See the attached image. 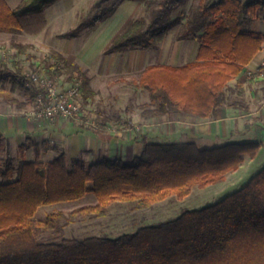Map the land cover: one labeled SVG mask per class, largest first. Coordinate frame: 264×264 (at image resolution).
I'll use <instances>...</instances> for the list:
<instances>
[{"label": "trees", "instance_id": "1", "mask_svg": "<svg viewBox=\"0 0 264 264\" xmlns=\"http://www.w3.org/2000/svg\"><path fill=\"white\" fill-rule=\"evenodd\" d=\"M58 1L21 0L11 8L0 0V33L23 29V19L41 15ZM186 3L146 1L147 16L130 18L105 52L156 48L180 23L172 15ZM263 14L264 0H198L190 4L176 39L199 37L196 57L181 65L151 64L142 69L137 85L149 100L139 105L141 116L176 112L212 116L223 86L260 50L264 35L245 29L244 24ZM99 21V16L90 19L91 24ZM76 36L75 29L59 35L64 39ZM12 46L18 54L31 47ZM50 56L56 73L65 75L68 82H79L82 116L90 120L79 124L97 131L115 130L97 119L101 116L98 110L95 116L85 113L83 104L96 93L82 67L68 62L57 50H51ZM24 72L18 62L0 67V80L8 81L13 90L28 93L24 103L9 99L17 107L35 101L38 94ZM135 127L138 125L122 130ZM142 141L141 152L130 159L102 156L88 162L74 157L68 164L63 150L45 141L40 144L56 155L43 162L39 142L27 137L17 148L20 159L15 165L8 142L0 134V150L6 153L0 165V264H264V165L245 184L218 200L181 209L172 217L165 216L170 214L168 209L165 215L160 214L164 219L141 224L133 231L116 236L64 234L75 216L103 217L112 202H134L135 207L145 209L167 198L183 200L193 186L205 188L221 182L226 173L239 167L244 156L254 158L260 148L258 141L213 147H200L194 141ZM27 143L34 147L32 160L24 158ZM88 192L94 194V204L67 213L56 211L43 220L33 218L42 204L77 200ZM41 232L44 239L38 236Z\"/></svg>", "mask_w": 264, "mask_h": 264}, {"label": "crops", "instance_id": "2", "mask_svg": "<svg viewBox=\"0 0 264 264\" xmlns=\"http://www.w3.org/2000/svg\"><path fill=\"white\" fill-rule=\"evenodd\" d=\"M120 21H123L122 15L117 19L112 17L108 21L100 20L95 23L98 27L94 39L84 45L81 42L77 43L75 52L69 53L73 62L78 63L86 72L89 84L96 93L95 96L102 91V88L107 89L105 82L113 75L108 63L114 54L126 57V64H121L125 65L127 73H138V75L142 69L151 64L181 65L196 57L200 38L178 40L171 30L156 48L106 53L105 49L111 39L122 29L116 31ZM184 21V18L180 20V26ZM244 28L264 35V19L260 21L256 18L246 23ZM59 49L61 53H68L66 43ZM262 59H264V40L260 50L252 59L223 86L220 104L212 116L201 118L190 113L176 112L168 114L170 118L160 120L162 122H159L160 124L136 123L139 127L138 131L142 132V138L148 142L194 141L200 147H213L227 142L258 141L260 143L254 158L244 156L239 167L226 173L221 182L205 187L212 188V194L202 200V203L210 199H218L225 191L228 193L238 188L242 179H249L264 165V67L259 68ZM258 71L261 75H258ZM248 72L252 73L250 78L247 76ZM2 83H8L13 94L5 97L0 91V134L3 140L8 142L10 152L16 150L27 137L40 143L45 141L47 144H56L63 150L66 158L82 157L88 162L102 156L130 159L142 150V138L135 135L134 130L113 131L104 128L97 131L89 128L88 125L60 116L36 117L31 114L36 106L35 102L32 101L21 107L10 103L11 98L23 103L28 99L18 98L16 95L19 94V90L11 89L8 81L0 80V84ZM97 117L99 121H109L105 114ZM51 152H54V155H51L52 159L56 152L53 150ZM3 154L6 155L5 151L0 150V156ZM196 203L199 202H193L191 205H199Z\"/></svg>", "mask_w": 264, "mask_h": 264}, {"label": "rangeland", "instance_id": "3", "mask_svg": "<svg viewBox=\"0 0 264 264\" xmlns=\"http://www.w3.org/2000/svg\"><path fill=\"white\" fill-rule=\"evenodd\" d=\"M5 1L9 7L14 8L21 0ZM146 1L149 0H60L46 8L41 15L23 19V29L13 33H0V67L3 65L12 67L13 62H18L22 66V70L27 71V73L31 71H42L50 74L52 77H56L61 82H65L66 76L56 73L50 66L53 61L50 56V51L57 50L61 52L59 48L66 43L68 53L62 54L67 58L68 62H73L72 55H69V53L75 52L77 43L81 42L84 45L94 39L98 24H91V18L99 16L101 21H108L112 17H116L117 19L119 15H122L123 21H120V25L116 29L117 31L130 18L139 15L147 16L145 12ZM197 1L187 0V3L172 15V18L175 21L183 19L187 7L190 4H195ZM258 19L262 21L263 15H259ZM72 29H75L77 33L76 38L64 39L59 37L60 34ZM179 29L180 23L173 26L171 29V32L173 31L174 33L173 36H176ZM12 43L29 44L31 47L27 48L23 54H18L17 50L12 46ZM111 57V61L108 64L113 75L105 82L107 89L102 88V91H99L97 96L94 95L92 98L90 97L86 100L83 104L85 113L87 114L88 112V115L95 116V111L97 112L98 110L100 114L107 115L109 119L108 123L116 131L126 127L132 128L134 125H137L136 123L156 122L158 124L159 122L162 123V120H166V117L170 118V115L148 118L141 116V108L139 105L147 102L149 99L147 93L137 85L138 73L126 72L125 65H122L126 64V57L123 58V55L118 56V54H114ZM8 85V83L0 84V91L5 97L13 95ZM18 90L19 94L16 96L27 100V91L22 89ZM89 128H92V126ZM127 131H130V129ZM134 131L135 135L142 138V132L140 130L136 131L134 129ZM27 145L28 148L25 150L24 157L27 156L26 159L32 160L35 155L34 147L31 143H27ZM38 149L39 159L43 162L51 160V155H54L51 149L45 148V146L43 148L40 142ZM9 154L13 158L14 164L17 165L20 159L18 149H13L12 152L9 151ZM5 156V154L0 156V165L3 164ZM66 159L69 164L70 159ZM247 180L242 179L240 186L245 184ZM226 192L222 196L227 194ZM210 194H212V188L193 186L190 194L184 200L167 198L145 209L135 207L134 202H112L107 205L106 214L103 217L89 214L75 216L72 222L65 227L64 234L66 236H86L91 234L116 236L123 232L133 231L141 224H146L149 221L164 219V216L160 214L166 213L165 211L168 209H170L168 210L170 214L163 215L172 217L177 215L181 209L197 208L218 200L210 199V201L202 203V200ZM95 202L94 194L88 192L77 200L42 204L34 212L33 218L43 220L50 213L56 211L67 213L71 209L87 204H94ZM193 202H199L196 203L199 205L194 207L191 205ZM173 209L176 210L171 213ZM38 236L41 239L45 238L42 232Z\"/></svg>", "mask_w": 264, "mask_h": 264}, {"label": "built area", "instance_id": "4", "mask_svg": "<svg viewBox=\"0 0 264 264\" xmlns=\"http://www.w3.org/2000/svg\"><path fill=\"white\" fill-rule=\"evenodd\" d=\"M264 67V59L260 61L259 68ZM30 79L29 83L38 89L35 99V108L31 114L36 117L50 118L60 116L77 123L89 124L90 120L84 119L81 111V92L78 81L65 82L59 81L44 72H24ZM258 75L261 72L258 71ZM250 78L251 72L247 73ZM138 130V127H135Z\"/></svg>", "mask_w": 264, "mask_h": 264}]
</instances>
